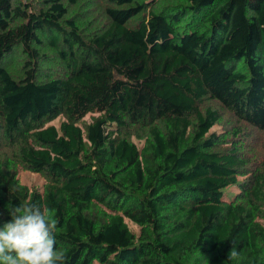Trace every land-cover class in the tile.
Masks as SVG:
<instances>
[{
    "label": "trees",
    "instance_id": "obj_1",
    "mask_svg": "<svg viewBox=\"0 0 264 264\" xmlns=\"http://www.w3.org/2000/svg\"><path fill=\"white\" fill-rule=\"evenodd\" d=\"M20 202L65 264H264V0H0V227Z\"/></svg>",
    "mask_w": 264,
    "mask_h": 264
},
{
    "label": "clouds",
    "instance_id": "obj_2",
    "mask_svg": "<svg viewBox=\"0 0 264 264\" xmlns=\"http://www.w3.org/2000/svg\"><path fill=\"white\" fill-rule=\"evenodd\" d=\"M10 221L0 227V264H65V254L56 248L57 222L38 204H8ZM228 253L234 260L239 253L235 242Z\"/></svg>",
    "mask_w": 264,
    "mask_h": 264
},
{
    "label": "rangeland",
    "instance_id": "obj_3",
    "mask_svg": "<svg viewBox=\"0 0 264 264\" xmlns=\"http://www.w3.org/2000/svg\"><path fill=\"white\" fill-rule=\"evenodd\" d=\"M85 119L89 121L91 119V114H87L85 116ZM60 120H61V118L58 117V118L52 120L51 123L59 124ZM212 129H215L217 131H221V127L219 125L213 126ZM134 139H136V138L134 137ZM136 141L139 145L142 144V141H139L138 139H136ZM19 175H20V178L22 179L23 182L29 184L32 187L34 186V187L42 188L43 184L45 183V179L40 174L32 172L30 170H24L21 168L19 171ZM237 190L238 189L235 186L228 187L226 189V193H227L226 196L228 197V199H231L234 196L235 191H237ZM132 228L134 230H138V227L134 224H132ZM95 264H98V263H95Z\"/></svg>",
    "mask_w": 264,
    "mask_h": 264
}]
</instances>
